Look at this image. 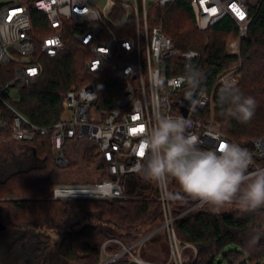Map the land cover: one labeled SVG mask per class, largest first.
<instances>
[{
	"label": "built area",
	"instance_id": "built-area-1",
	"mask_svg": "<svg viewBox=\"0 0 264 264\" xmlns=\"http://www.w3.org/2000/svg\"><path fill=\"white\" fill-rule=\"evenodd\" d=\"M177 0H0V25L8 34L0 38V65H12L13 79L0 89V131L10 132L13 142L31 143L40 137L52 139L55 163L69 167L64 145L70 140H92L103 165L105 179L98 183H58L53 200L127 201L124 178L138 175L137 164L145 130L160 112L182 116L191 122L188 131L201 146L218 147L232 141L220 130L215 117V89L197 93L185 112L178 104L194 94L177 99L186 84L184 75H172L175 58L193 61L196 50L181 52L162 25H152L153 7H170ZM124 2H129V9ZM264 0H189L200 31L205 32L225 18L235 23L238 36L227 43V53L240 56L241 42L248 37L254 19L253 10ZM75 39L89 54L86 69L90 81L80 89L68 91L65 107L71 118L53 126L33 124L12 104L10 92L33 83L43 73L41 55L52 56ZM241 62L236 64L239 65ZM217 82H230L232 70ZM113 85V88L110 86ZM112 90L116 102L109 113L102 107V96ZM7 94V97L4 94ZM116 96V97H115ZM10 99H9V98ZM188 98V99H186ZM143 128V131L134 129ZM254 167H264V138L251 141ZM156 200L161 204L163 222L142 237L123 243L118 238L101 243L97 264H194L198 250L182 242L175 225L185 216L207 205L187 197L175 180L156 183ZM165 236L169 254L164 261L143 259L144 245L153 238ZM190 253L192 261H187ZM220 256L214 255L209 262ZM261 264H264L262 262Z\"/></svg>",
	"mask_w": 264,
	"mask_h": 264
},
{
	"label": "trees",
	"instance_id": "trees-1",
	"mask_svg": "<svg viewBox=\"0 0 264 264\" xmlns=\"http://www.w3.org/2000/svg\"><path fill=\"white\" fill-rule=\"evenodd\" d=\"M253 16L248 37L241 42L240 56H234L227 53V43L238 36L230 18L202 32L189 0H177L173 6L153 7L150 11L151 24L162 25L177 50H196L200 54L193 61L180 56L172 61V75H184L189 65L203 74L196 88L185 84L182 90L197 94L215 89V117L220 130L249 151L253 139L264 138V2L253 10ZM88 59V52L75 39H69L65 51L51 57L41 55L43 73L21 87L19 100H12V104L33 124L53 126L67 112L68 91L80 89L91 80L85 65ZM239 61L241 80L236 87L257 101L255 115L246 124L230 117L218 104L223 86H217V82ZM12 79V65H0V89ZM110 88L100 101L106 113L116 102ZM83 140H70L64 145L69 162L66 169L56 165L49 136L20 144L35 153V164L25 166L14 156L7 158L8 167L14 170L0 178V220L6 226L0 233V264H97L100 249L95 243L118 238L128 244L163 222L162 207L156 200V182L142 174L124 178L127 201L53 200L54 187L63 183L59 182L61 173L70 172L75 166L71 153L74 147H81L84 165L93 171L84 183L105 179L96 145H83ZM0 141L12 143L10 132L0 131ZM175 228L182 242L197 248L194 264H215L209 262L215 254L228 264L264 262V214H247L236 205L220 211L205 206L185 216ZM253 234L260 237L255 244L249 242ZM192 258L188 253L186 260Z\"/></svg>",
	"mask_w": 264,
	"mask_h": 264
},
{
	"label": "clouds",
	"instance_id": "clouds-1",
	"mask_svg": "<svg viewBox=\"0 0 264 264\" xmlns=\"http://www.w3.org/2000/svg\"><path fill=\"white\" fill-rule=\"evenodd\" d=\"M7 34V25H0V38ZM202 78L203 74L189 65L183 81L196 88ZM218 104L245 124L253 119L257 108L254 97L245 96L231 83L220 89ZM190 125L182 116L160 112L143 134L144 159L137 164V171L156 183L173 178L187 197L214 211L236 205L247 214H264V167H254L249 149L237 142L202 147L188 131ZM259 239L253 234L249 242L255 244Z\"/></svg>",
	"mask_w": 264,
	"mask_h": 264
},
{
	"label": "rangeland",
	"instance_id": "rangeland-1",
	"mask_svg": "<svg viewBox=\"0 0 264 264\" xmlns=\"http://www.w3.org/2000/svg\"><path fill=\"white\" fill-rule=\"evenodd\" d=\"M124 4L131 9L129 2H124ZM241 64L237 65L236 68L232 70V75L230 77V82L235 86H237V83L241 80V73H239V68ZM224 86V85H222ZM187 94V92L180 89V92L178 93L177 99H180L183 97V95ZM11 100L18 101L19 100V91L17 89H12L10 92ZM188 99V98H186ZM72 116L71 111L69 109L67 110L66 114L64 115V119H70ZM83 145H93L94 141L84 139L81 142ZM11 143H6L4 141H0V178L7 175L10 171L13 172L14 168L8 167V161L7 158L14 156L16 161L22 162L23 158L20 154L21 150L11 147ZM10 146V147H9ZM78 146V145H77ZM12 148V149H10ZM80 146L74 147L71 153L73 156V161L75 162V166L72 168V170L69 172L61 173L59 182L63 183H70L71 182H80L84 183L85 181L89 180V177L91 178L93 171L88 170L86 165H84V162L82 160V153L83 151H80ZM98 248H100L101 244H97ZM168 242L166 240L165 236H158L156 238L151 239L144 245V250L142 251L143 259H148L154 262H160L164 261L169 254ZM229 249H234V246H230ZM228 249V250H229ZM215 264H228L225 262L221 257L216 258Z\"/></svg>",
	"mask_w": 264,
	"mask_h": 264
},
{
	"label": "flooded vegetation",
	"instance_id": "flooded-vegetation-1",
	"mask_svg": "<svg viewBox=\"0 0 264 264\" xmlns=\"http://www.w3.org/2000/svg\"><path fill=\"white\" fill-rule=\"evenodd\" d=\"M11 147H14V148H17V149L21 150L20 154H21L22 157H24L23 161L21 163H23L25 166H27V164L30 165V164H35L37 162V158L34 155L35 153L32 152L30 147L20 145V144H18L16 142H13ZM10 149H12V148H10Z\"/></svg>",
	"mask_w": 264,
	"mask_h": 264
},
{
	"label": "water",
	"instance_id": "water-1",
	"mask_svg": "<svg viewBox=\"0 0 264 264\" xmlns=\"http://www.w3.org/2000/svg\"><path fill=\"white\" fill-rule=\"evenodd\" d=\"M195 96H196V93L189 100L182 101L180 99V101L178 102V104L183 107V109L185 110V112H187L188 109H189V107L192 105V102L194 101ZM5 227L6 226L3 225V223L0 221V233H1V231H3L5 229Z\"/></svg>",
	"mask_w": 264,
	"mask_h": 264
},
{
	"label": "snow or ice",
	"instance_id": "snow-or-ice-1",
	"mask_svg": "<svg viewBox=\"0 0 264 264\" xmlns=\"http://www.w3.org/2000/svg\"><path fill=\"white\" fill-rule=\"evenodd\" d=\"M134 131H143V128L141 127L140 129H134ZM220 147H223V145L221 144ZM140 154L141 155L144 154V146L143 145H141Z\"/></svg>",
	"mask_w": 264,
	"mask_h": 264
}]
</instances>
